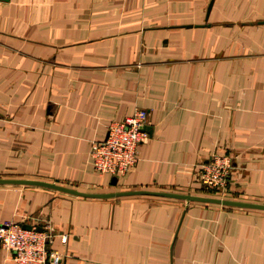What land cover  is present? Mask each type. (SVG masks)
Wrapping results in <instances>:
<instances>
[{"label": "crops", "instance_id": "obj_1", "mask_svg": "<svg viewBox=\"0 0 264 264\" xmlns=\"http://www.w3.org/2000/svg\"><path fill=\"white\" fill-rule=\"evenodd\" d=\"M136 109L133 168L96 174L90 142ZM0 179L31 181L0 183V223L49 225L60 264H264V210L138 193L264 205V0L0 1Z\"/></svg>", "mask_w": 264, "mask_h": 264}, {"label": "built area", "instance_id": "obj_2", "mask_svg": "<svg viewBox=\"0 0 264 264\" xmlns=\"http://www.w3.org/2000/svg\"><path fill=\"white\" fill-rule=\"evenodd\" d=\"M146 116L145 110L136 109L121 121L110 122L103 139L90 142L87 155L96 174L122 176L133 168L137 147L147 137ZM231 169L228 156L212 155L201 164L198 182L215 193L225 192ZM54 236L49 225L36 229L18 222L0 223V246L10 253L11 264H60V253L48 248ZM59 240L63 243L65 236Z\"/></svg>", "mask_w": 264, "mask_h": 264}, {"label": "water", "instance_id": "obj_3", "mask_svg": "<svg viewBox=\"0 0 264 264\" xmlns=\"http://www.w3.org/2000/svg\"><path fill=\"white\" fill-rule=\"evenodd\" d=\"M0 1H6V0H0ZM210 2L207 5V11L209 9ZM206 11V12H207ZM31 182V181H20V180H3L0 179V183H13V182ZM113 181V180H112ZM45 184V183H43ZM59 189H62L66 192L72 193V194H77V195H84V196H93V197H108L111 195H114L116 193H109V194H86V193H81L72 189H67V188H62L54 185H50ZM138 193H148L152 195H160V196H166V197H173V198H178L182 199L185 201L189 200H194V201H202V202H209V203H217V204H222V205H230V206H236V207H245V208H256V209H262L264 210V205L263 204H254V203H246V202H240V201H231V200H225V199H218V198H210V197H199V196H192V195H185V194H176V193H168V192H147V191H140ZM24 228H29L28 226H23Z\"/></svg>", "mask_w": 264, "mask_h": 264}]
</instances>
